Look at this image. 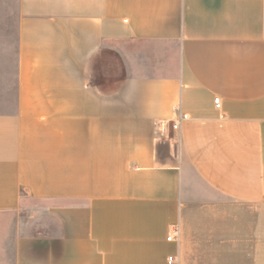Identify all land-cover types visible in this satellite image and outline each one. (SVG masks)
I'll use <instances>...</instances> for the list:
<instances>
[{
    "label": "crops",
    "instance_id": "1",
    "mask_svg": "<svg viewBox=\"0 0 264 264\" xmlns=\"http://www.w3.org/2000/svg\"><path fill=\"white\" fill-rule=\"evenodd\" d=\"M10 5L0 264H264V0Z\"/></svg>",
    "mask_w": 264,
    "mask_h": 264
},
{
    "label": "rangeland",
    "instance_id": "2",
    "mask_svg": "<svg viewBox=\"0 0 264 264\" xmlns=\"http://www.w3.org/2000/svg\"><path fill=\"white\" fill-rule=\"evenodd\" d=\"M11 0H0V37L13 33L14 30L10 27V9ZM120 64L116 57L111 53L109 59L103 64H99L97 68L98 77L102 74H109L110 83H114L122 78V72L120 70ZM107 78L105 77L104 80Z\"/></svg>",
    "mask_w": 264,
    "mask_h": 264
},
{
    "label": "built area",
    "instance_id": "3",
    "mask_svg": "<svg viewBox=\"0 0 264 264\" xmlns=\"http://www.w3.org/2000/svg\"><path fill=\"white\" fill-rule=\"evenodd\" d=\"M213 104H214V108L215 109H217V110L220 109V99L219 98H217V97L214 98ZM187 119H189L188 114L187 113H184V112H180L178 114V116L176 117V119L175 120H172V122H171V128L174 129V130H177L180 127L181 123L183 121L187 120ZM167 239L170 240L171 237L169 236V237H167ZM173 261H174L173 256H169L167 258V262L168 263H172Z\"/></svg>",
    "mask_w": 264,
    "mask_h": 264
}]
</instances>
